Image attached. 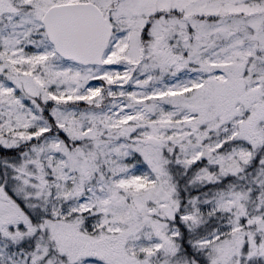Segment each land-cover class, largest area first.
Masks as SVG:
<instances>
[{
	"label": "snow or ice",
	"instance_id": "1",
	"mask_svg": "<svg viewBox=\"0 0 264 264\" xmlns=\"http://www.w3.org/2000/svg\"><path fill=\"white\" fill-rule=\"evenodd\" d=\"M0 264H264V0H0Z\"/></svg>",
	"mask_w": 264,
	"mask_h": 264
}]
</instances>
